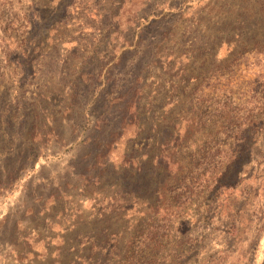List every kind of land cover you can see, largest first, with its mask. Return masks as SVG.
<instances>
[{
    "label": "rangeland",
    "instance_id": "374dc122",
    "mask_svg": "<svg viewBox=\"0 0 264 264\" xmlns=\"http://www.w3.org/2000/svg\"><path fill=\"white\" fill-rule=\"evenodd\" d=\"M263 238L264 0H0V264H264Z\"/></svg>",
    "mask_w": 264,
    "mask_h": 264
},
{
    "label": "crops",
    "instance_id": "0c3cea01",
    "mask_svg": "<svg viewBox=\"0 0 264 264\" xmlns=\"http://www.w3.org/2000/svg\"><path fill=\"white\" fill-rule=\"evenodd\" d=\"M44 242H46L44 246H48L49 244L52 243L51 239L50 240L49 239H45ZM261 247L262 248L260 250V256H261L260 257V261L263 263L264 262V238H263V242H262V246ZM44 250L48 251L47 248H45Z\"/></svg>",
    "mask_w": 264,
    "mask_h": 264
}]
</instances>
